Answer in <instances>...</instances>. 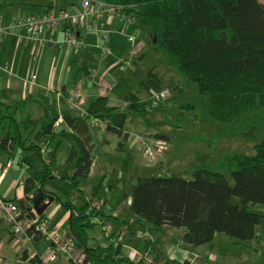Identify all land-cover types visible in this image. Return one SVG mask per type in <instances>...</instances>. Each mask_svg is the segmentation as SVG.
I'll return each mask as SVG.
<instances>
[{"label": "trees", "instance_id": "1", "mask_svg": "<svg viewBox=\"0 0 264 264\" xmlns=\"http://www.w3.org/2000/svg\"><path fill=\"white\" fill-rule=\"evenodd\" d=\"M102 1L122 6L126 16L138 19L150 30L156 46L170 55L172 63L197 85L201 94L208 96V110L216 120L237 122L244 113L264 106V4L260 0ZM129 68H133L132 64ZM144 80L153 92H162L164 79L159 72L148 71ZM63 92L67 96L66 91ZM121 101L125 104L111 106L107 97L100 96L88 101L84 111L72 108L75 111L72 113L63 109L62 123L69 127L89 125L97 131L125 139L129 114L143 115L150 106L142 104L138 93H129ZM19 104H26V99ZM10 108L0 100V124L8 119L7 122H12L15 127V131L11 132L9 128L2 135L1 144L14 142L17 150L28 156L23 161L31 164V155L42 158V150L50 146L52 156L59 150L63 139H70L69 159L76 158L71 189H76L78 181L87 177L93 164L92 153L85 143L74 132L57 131L55 122L60 115L49 120H36L30 116L17 120L14 114L2 113ZM17 110L16 107L14 113ZM153 137L167 141L159 135ZM2 151L14 158L9 149L3 148ZM224 163L233 184L221 171L209 167L192 171V179L175 175L138 178L131 205L137 222L146 221L157 230L164 225L184 229L180 238L184 248L210 243L216 233L241 241L255 239L258 227H264V215L249 211L247 207L251 203L264 204V140L255 146L253 155L235 154L225 158ZM50 167V163H45L41 175L28 176L25 180L26 200L32 205L26 208L20 201L19 208L26 218L33 214V198L28 196H44ZM49 194L71 212L67 236L85 255L82 263L70 256V264H154L144 259H131L119 242L107 247H91L87 229L92 226V213L86 214L87 202L75 215L70 199L57 197L58 194L53 192ZM233 198H237L238 203ZM28 233L31 232L28 230ZM41 236L40 233L33 235L35 240ZM43 262L36 256L31 259L32 264ZM182 264L193 263L187 260ZM197 264L217 263L204 260Z\"/></svg>", "mask_w": 264, "mask_h": 264}, {"label": "crops", "instance_id": "2", "mask_svg": "<svg viewBox=\"0 0 264 264\" xmlns=\"http://www.w3.org/2000/svg\"><path fill=\"white\" fill-rule=\"evenodd\" d=\"M22 2L24 6L15 8L12 12L3 10L0 13V24L7 25L18 18L42 14L45 12L44 10L55 9L50 5L49 0H22ZM71 8L73 12L80 11L81 0L77 4L72 3ZM9 17H13V19ZM93 19L102 24L101 30L99 32L78 30L77 35L87 41L88 47L76 52L64 43L65 34L63 30H48L37 42L27 40L24 34L6 36L0 40V100L12 107L8 111L4 110V114L18 115V111L14 113L15 108L24 107L27 103H31L33 108H30L32 109L31 113L27 114L23 119L29 116L36 120L39 118L49 119L54 116H61L63 109L74 113L75 111L68 103V99L63 97L57 100L53 97V91L62 89L68 94L73 90L76 80L90 72H95L96 75L83 86V92L89 102L97 97L104 96L108 98L111 106H122L125 104L121 99L124 100V97L129 94L127 90L134 83V77L138 75V67L135 59H130L133 68L123 67L124 64L121 59H127L128 55L142 59V50L145 47L144 39L147 38V34L143 35L141 37L143 39L140 40L135 34H132L136 38L135 40L138 39V42L132 43L131 41L133 40H129L130 37L128 38L126 32L129 24L132 23L133 25L131 26L137 29L135 21L127 24L117 14L110 15L107 12L100 18H95L92 14L89 15L87 17L88 23H91ZM104 31L108 33V40H105L103 36ZM125 36H127L128 41L126 46L122 44ZM104 44L109 48V52L106 54H103L100 49ZM34 55L43 56L46 63L40 71V78L33 76L34 79H26L36 69L37 64L30 59V57L33 59ZM18 68L24 69L25 72L19 71ZM127 69H130V72H127ZM157 72L161 74L160 70H157ZM145 75L146 72L143 73V78H145ZM164 94L169 96L167 90L164 91ZM19 95H21L22 99H19ZM156 95L158 96L159 94ZM25 99V105L19 104ZM32 105L30 106L32 107ZM53 107H56L55 114L50 113ZM37 108L43 109L42 113H38L39 111L33 112V109ZM156 117L164 118L163 114L159 112L148 113L152 128L148 127L147 123L143 124L141 120L136 121L134 117L128 118L126 125L128 135H126L125 139L115 134L97 131L89 125L69 127L62 123L57 127V131L65 129L69 132H74L92 153L93 164L90 168V173L85 179L78 181V189L75 191L71 187L73 186L72 176L75 171L76 158L69 159L70 139H63L59 150L52 156L50 154H42V158H40L38 155H31L30 164L28 161H23L28 156L24 152L17 150V144H14V142L13 144L9 142L4 146L1 144L2 135H5L9 130L8 126L4 127L7 121H1L3 127L0 131V166L7 161L11 162V166L6 169L0 184V197L4 200H14L18 205L20 201H23L24 203L22 202L21 205H25L26 208L31 207L32 204L26 200L25 180L28 176L36 177L37 174L41 175L45 171V163L48 162L51 167L49 169V177L45 182V197L42 195L33 197L32 194L28 196V198H33V212L39 216L41 215L47 221L48 232L55 231L65 238L68 237L70 225L71 212L62 207L60 200H55L54 195L50 197L49 192H53L58 194L57 197L70 199L73 204L72 213L75 215H77L78 209L87 202L86 214L92 213L90 217L92 226L96 223H101L100 225L103 226L102 236L91 233L89 229L92 226L87 229L91 247H107L112 243L116 244L119 242L128 256L132 249L138 251L133 260L144 259L154 264H182L187 260L193 264L204 260L221 264L219 262L220 253L210 248L215 243L218 233H216L210 243L184 248L180 242L184 229L169 228L164 225L157 230L151 224H145L146 221H142L141 224L138 223L136 216L133 217V214L129 218L124 215L128 208L132 209V197L128 199L130 190L133 186H136L138 178L147 177L146 175H139L140 172H143V170H140L143 153L138 149L140 145V136L138 134L142 133L145 136L159 135L161 138H166L169 141V147L159 156L155 165L163 168L165 163L173 164L172 153L171 156H167L172 147L170 145L171 140L166 133V131H170V127L168 125L164 126V123L158 126L159 121L155 120ZM129 121L131 123L130 126L128 125ZM163 126L166 127V131L159 129ZM23 134L27 136V132L23 131ZM113 141L116 143V156L112 155L110 148ZM3 148L9 149L13 153L14 158L12 157L11 159L6 151L3 152ZM16 155L20 156L18 161H16ZM119 158H122L123 161L121 165L118 164ZM63 168H66V170L62 171ZM99 173H101L100 180L97 183H93L92 180ZM156 175L164 176L161 172ZM104 187L108 189L105 196L106 203L110 202V204L109 207L107 205L104 210H101L95 200ZM97 190H100L99 194L95 195ZM78 192H81V195H78ZM121 195L124 200H120ZM44 198L47 200H43ZM74 198L75 201L79 198L82 202H79L76 206L74 205L75 201L73 202ZM44 205L45 207L43 208ZM122 216L124 217L122 218ZM132 223L144 226L143 228L146 232L142 234L141 238ZM104 228L110 232H105ZM123 233L126 235L124 241L117 238ZM136 235L140 239H137ZM261 236L262 234L257 229V237L255 238L257 245L261 244ZM258 237L260 240H256ZM53 246V242L46 235H42L38 240H35L34 237L33 240H28L25 235L19 236L15 234L10 224L0 218V264H32L31 259L35 256L44 261L43 264H70V256L68 255L58 256L52 262L46 261V258L54 249Z\"/></svg>", "mask_w": 264, "mask_h": 264}, {"label": "rangeland", "instance_id": "3", "mask_svg": "<svg viewBox=\"0 0 264 264\" xmlns=\"http://www.w3.org/2000/svg\"><path fill=\"white\" fill-rule=\"evenodd\" d=\"M79 1L80 0H49V3L55 8L54 10L71 11L72 3L77 4ZM260 1L264 4V0ZM21 6H24L22 0H1L0 13L3 10L12 12L15 8ZM9 18L13 19V17ZM134 21L137 29L131 26L133 23H128L129 28L126 32L128 38H133L131 42H138V39H143L141 37L145 34H147V38L144 39L145 47L142 50V59L128 55V61L130 59H135L137 61L138 75L134 77V83L127 91L128 93H138L142 104L150 107L143 115L129 114V119L134 116L136 121L141 120L143 124L147 123V126L152 128L153 126L148 118V113H162L164 118L156 117L155 120L159 121L157 124L158 126L164 123V126L168 125L170 127V131H166V127L164 126L158 128L161 131H166L167 137L171 140L170 145H172V147L170 152L167 153V156H171L172 153L171 159L173 162V164L165 163L163 168H159L155 164L150 163L148 159L142 155L140 170H143V172H140L139 175H156L161 172L164 176L175 175L185 179H192V171L203 167H209L212 170L221 171L228 181L233 184L231 174L224 163L225 158L235 154L253 155L255 153V146L264 140V106L244 113L239 117L237 122L228 123L216 120L209 113L208 96L201 94L198 91L197 85L190 81L172 63L170 55L163 53V51L156 46L154 41L150 38V30L143 26L138 19H134L133 22ZM132 34H135L138 39L135 40L136 38L132 36ZM127 36L123 39L122 44L124 46L128 44ZM30 59L37 64V66L34 72L30 73L29 77L26 79H34L33 76L40 78V71L46 63L45 58L43 56L34 55L33 59L31 57ZM123 67L126 66L123 65ZM18 69L19 71L22 70V72H25L24 69ZM129 70L130 69H127L126 71L130 72ZM150 70H160L161 76L164 79V89L158 96L144 82L143 73H147ZM165 90L168 91L169 96H165ZM18 97L22 99L21 95ZM155 102L157 105L154 104ZM30 105L32 104L27 103L24 107H20L17 110L18 115L16 114L15 118L21 120L26 117L27 114H30L32 110L30 108H33V105L32 107ZM55 108L56 107L52 108L50 111L51 114H55ZM44 109L46 110V108ZM42 110L43 109L37 108L33 109V112L39 111L38 113H42ZM5 120L9 121L8 119ZM47 120L49 119L47 118ZM128 125H131L130 121ZM6 126L12 129V131L15 128L12 122L4 124V127ZM2 127L3 125L0 124V131ZM138 135L140 137H145V134L142 133ZM166 142L169 143L168 140ZM110 148L112 155L116 156V143L114 141ZM15 157L16 161L20 159L19 155ZM122 163V158H119L118 164L121 165ZM65 170L66 168H63L62 171ZM100 178L101 173H99L92 182L97 183ZM123 185H125V183H123ZM77 189L78 187L76 189L73 188V191ZM133 189L134 186L130 190L128 199L132 197ZM102 190L95 202L98 203V207L101 210H104L105 206L108 205L109 207L110 202L106 203L105 200L108 189L104 187ZM120 200H124L122 195L120 196ZM74 201L75 198L73 199V202ZM233 201L238 203L237 198H233ZM79 202L81 203L82 200L78 198V200L74 202V205L77 206ZM247 209L264 215V204L251 203L248 205ZM132 214L134 217L135 215L130 208L124 212L127 218L132 216ZM123 217L124 216H122V218ZM100 224L101 223L94 224L89 231L102 236L103 226ZM145 224L150 223L146 222ZM133 227L138 230L140 238L142 234L146 232L143 225L135 223ZM104 229L105 232H110L108 229ZM258 232L262 234L260 245H257L255 239L241 241L232 236H227L224 233H218L214 241L215 243H213L210 248L220 253L219 262H221V264H264V227H258ZM125 237V233L117 236V238L122 241H124ZM139 237L136 235L137 239H140ZM256 240H260L259 237Z\"/></svg>", "mask_w": 264, "mask_h": 264}, {"label": "built area", "instance_id": "4", "mask_svg": "<svg viewBox=\"0 0 264 264\" xmlns=\"http://www.w3.org/2000/svg\"><path fill=\"white\" fill-rule=\"evenodd\" d=\"M106 12L110 15L117 14L127 24L134 20L132 16H126L123 13L122 6L102 0H81L80 11L48 10L42 14L13 20L7 25L0 24V40L6 36L24 34L27 40L37 42L48 30H63L65 34L64 43L73 51H80L86 49L88 43L84 38L77 35V31L87 30L99 32L102 24L95 19H93L91 23H88L87 17L92 14L95 18H100ZM66 26L67 28H65ZM103 36L105 40H108L107 32L104 31ZM129 40H133V38L130 37ZM100 49L103 54L109 52V48L106 44ZM121 62L127 67L131 66V63L126 58H122ZM95 75V72H90L87 75L79 77L75 82L73 90L70 91L67 96L62 89H55L53 91V97L57 100L64 97L68 99V103H70L72 108L84 111L85 105L88 104V98L83 92V86L87 81L92 80ZM61 123L62 116L55 122L56 127L60 126ZM168 147L169 143H167L166 140L158 139L153 136H145L140 137L138 149L150 163L157 164L159 156H161ZM42 153L47 155L50 154L51 147H45ZM10 166V161L0 166V184L4 178L6 169ZM32 213L31 217L26 218L21 212L19 205L14 200H4L0 197V218L6 220L10 224L15 234L19 236L25 235V238L28 240H33V235L40 233L46 235L50 241L53 242L54 251L52 250V253L46 258L47 262L55 261L57 257L61 255H69L82 263L85 255L77 250L74 240L68 237L64 238L55 231L48 232L47 221L41 219L33 210ZM28 230L31 233H28ZM137 254L138 251L132 249L129 256L134 259Z\"/></svg>", "mask_w": 264, "mask_h": 264}, {"label": "water", "instance_id": "5", "mask_svg": "<svg viewBox=\"0 0 264 264\" xmlns=\"http://www.w3.org/2000/svg\"><path fill=\"white\" fill-rule=\"evenodd\" d=\"M52 199V198H51ZM45 207V205L43 206V208Z\"/></svg>", "mask_w": 264, "mask_h": 264}]
</instances>
